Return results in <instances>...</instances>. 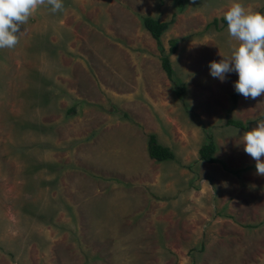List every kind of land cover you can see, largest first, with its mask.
Listing matches in <instances>:
<instances>
[{
	"label": "rangeland",
	"instance_id": "obj_1",
	"mask_svg": "<svg viewBox=\"0 0 264 264\" xmlns=\"http://www.w3.org/2000/svg\"><path fill=\"white\" fill-rule=\"evenodd\" d=\"M183 2L42 0L0 48V264H264V175L226 126L255 128L264 94L235 103L236 73L209 74L238 43L209 27L234 0ZM145 17L174 20V80Z\"/></svg>",
	"mask_w": 264,
	"mask_h": 264
},
{
	"label": "clouds",
	"instance_id": "obj_2",
	"mask_svg": "<svg viewBox=\"0 0 264 264\" xmlns=\"http://www.w3.org/2000/svg\"><path fill=\"white\" fill-rule=\"evenodd\" d=\"M42 0H0V48H12L18 41V30L37 9ZM53 12L61 9V0H48ZM228 35L236 43L230 57L209 62V74L221 82L226 74L236 73L235 92L255 99L264 94V13L246 11L234 0L224 12ZM243 150L255 161L256 172L264 175V120L241 136Z\"/></svg>",
	"mask_w": 264,
	"mask_h": 264
},
{
	"label": "trees",
	"instance_id": "obj_3",
	"mask_svg": "<svg viewBox=\"0 0 264 264\" xmlns=\"http://www.w3.org/2000/svg\"><path fill=\"white\" fill-rule=\"evenodd\" d=\"M178 5L180 9L184 7V0H177ZM174 23V20L169 21V22H161L158 19H155L153 17H145L143 19V25L144 28L151 34L153 39L157 42L159 45V49L163 53V58H162V67L163 70L166 72L167 76L169 77L170 80H174V68L172 66V62L170 59V56L175 54L179 48V42L178 40H172L170 42V52L169 54H164V47L162 45V35L166 33V31L170 28V26ZM220 23H222V27H219ZM214 26L217 30L226 28V21L221 18V19H214V21L209 25ZM177 89V94L179 98H182L184 91H185V85L182 84H177L175 85ZM238 95L239 93H235L233 96V100L236 103L238 100ZM251 122L248 123H243L242 121L235 120L232 118H228L226 122L227 127H234L237 129H241L243 131H249ZM148 150H149V155L150 158L153 160H156L158 162H165L169 160H174L175 159V154L174 152L168 148L164 147L158 142L157 136L155 134L150 135L149 137V142H148ZM217 151V147L215 142L213 141V138L209 136V142L203 145L199 151L200 154V159L206 163H216L215 159V153Z\"/></svg>",
	"mask_w": 264,
	"mask_h": 264
}]
</instances>
